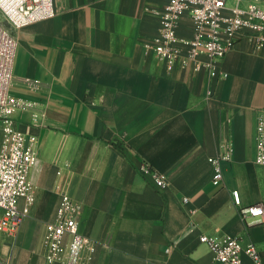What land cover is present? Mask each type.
Segmentation results:
<instances>
[{"label":"crops","instance_id":"obj_1","mask_svg":"<svg viewBox=\"0 0 264 264\" xmlns=\"http://www.w3.org/2000/svg\"><path fill=\"white\" fill-rule=\"evenodd\" d=\"M165 3L53 0L54 17L13 31L10 94L31 107L12 121L35 137L37 160L29 214L16 234L0 231V264H47L45 225L63 190L80 206V234L94 243L87 264H221L201 235L252 243L264 263V222L239 214L264 205V165L255 162L264 47L240 37L216 78L167 71L152 49L153 11ZM177 32L191 36L187 16ZM227 146L214 184L208 159ZM142 163L166 177L165 190L139 172ZM242 261L251 264L245 254Z\"/></svg>","mask_w":264,"mask_h":264},{"label":"built area","instance_id":"obj_2","mask_svg":"<svg viewBox=\"0 0 264 264\" xmlns=\"http://www.w3.org/2000/svg\"><path fill=\"white\" fill-rule=\"evenodd\" d=\"M166 0L158 17L159 28L152 40L155 57L164 62L167 71L175 68L194 73L206 71L211 78L218 76L217 63L232 49L240 37L247 35L256 50L264 47V0ZM0 13L7 28L0 24V231L16 234L33 204V187L29 172L37 160L36 139L13 125L16 110H26L31 103L16 99L10 94L12 65L16 40L13 31L55 16L53 0H0ZM187 16L192 24L191 36L178 35V25ZM226 75H224L225 77ZM210 95V92H208ZM219 157L209 158L213 167L212 181H222V163L230 160L231 147ZM255 162L264 165V109L256 119ZM139 172L158 191L168 187L166 177L142 163ZM234 204L240 206L237 190L232 191ZM20 199L24 200L19 207ZM187 198H183L186 203ZM75 205L66 190L59 196L55 218L45 225L43 246L47 264H87L94 251V243L80 234L74 211ZM242 218H255L264 222V205L256 204L239 209ZM221 264H243L242 254L251 264H264L257 248L243 245L238 238L218 240L201 235ZM86 251L83 261L81 256Z\"/></svg>","mask_w":264,"mask_h":264},{"label":"rangeland","instance_id":"obj_3","mask_svg":"<svg viewBox=\"0 0 264 264\" xmlns=\"http://www.w3.org/2000/svg\"><path fill=\"white\" fill-rule=\"evenodd\" d=\"M228 6L232 7L235 5V0H228L227 1ZM0 24L4 27L7 28V24L4 20V18L2 17L1 13H0Z\"/></svg>","mask_w":264,"mask_h":264}]
</instances>
